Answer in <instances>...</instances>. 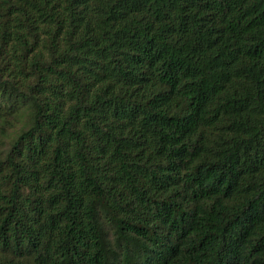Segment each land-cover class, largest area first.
Segmentation results:
<instances>
[{"label":"trees","instance_id":"1","mask_svg":"<svg viewBox=\"0 0 264 264\" xmlns=\"http://www.w3.org/2000/svg\"><path fill=\"white\" fill-rule=\"evenodd\" d=\"M0 138V264H264V0H0Z\"/></svg>","mask_w":264,"mask_h":264},{"label":"rangeland","instance_id":"2","mask_svg":"<svg viewBox=\"0 0 264 264\" xmlns=\"http://www.w3.org/2000/svg\"><path fill=\"white\" fill-rule=\"evenodd\" d=\"M10 132L12 133L13 132V130L11 129L10 130ZM3 141V138H0V142H2Z\"/></svg>","mask_w":264,"mask_h":264}]
</instances>
